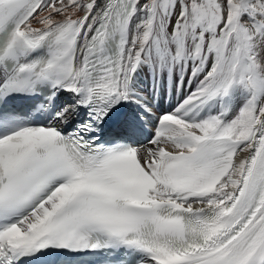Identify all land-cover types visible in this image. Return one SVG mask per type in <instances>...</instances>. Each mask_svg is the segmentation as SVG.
<instances>
[{
    "label": "snow or ice",
    "instance_id": "6c2138e0",
    "mask_svg": "<svg viewBox=\"0 0 264 264\" xmlns=\"http://www.w3.org/2000/svg\"><path fill=\"white\" fill-rule=\"evenodd\" d=\"M84 256L264 264V0H0V264Z\"/></svg>",
    "mask_w": 264,
    "mask_h": 264
},
{
    "label": "bare ground",
    "instance_id": "6f19581e",
    "mask_svg": "<svg viewBox=\"0 0 264 264\" xmlns=\"http://www.w3.org/2000/svg\"><path fill=\"white\" fill-rule=\"evenodd\" d=\"M178 98H179L178 93H173L171 95L166 94L163 103L159 106L161 108H167L170 104H175ZM150 130H151V125H148L144 129V133L150 134Z\"/></svg>",
    "mask_w": 264,
    "mask_h": 264
}]
</instances>
